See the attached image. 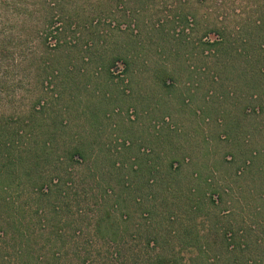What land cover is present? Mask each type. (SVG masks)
<instances>
[{
  "label": "rangeland",
  "instance_id": "obj_1",
  "mask_svg": "<svg viewBox=\"0 0 264 264\" xmlns=\"http://www.w3.org/2000/svg\"><path fill=\"white\" fill-rule=\"evenodd\" d=\"M54 1L63 5L47 6ZM20 2L33 16L13 23L11 53L0 49V81L18 80L15 100L0 82V110L20 112L25 124L31 104L41 106L20 143L42 157V172L63 169L74 145L87 161L69 198L43 201L56 212L47 227L32 223L29 240L28 205L18 199L26 177L18 186L0 173L18 202L0 195V264H155L158 255L175 264H264V0ZM4 6L15 22L13 1ZM46 10H67L60 48L41 44L33 26ZM14 50L42 52V65L60 71L54 87L41 84L43 73L38 79V58L16 69ZM94 187L114 188V208L90 196ZM99 209L111 217L95 234Z\"/></svg>",
  "mask_w": 264,
  "mask_h": 264
},
{
  "label": "trees",
  "instance_id": "obj_2",
  "mask_svg": "<svg viewBox=\"0 0 264 264\" xmlns=\"http://www.w3.org/2000/svg\"><path fill=\"white\" fill-rule=\"evenodd\" d=\"M14 3L15 9L12 10L13 13H17L14 15L16 17L15 22H12L10 18L9 10H5L4 12H1L0 10V24L2 27H5L4 32V45L0 47L2 51L5 53H11L10 52V46L11 44H8L12 40V34L11 31L15 27L17 29L19 26H13V23L16 22H22L25 23L27 20L29 21V18H31L32 11L30 12H20L16 4L21 3L20 0H0V7H5L6 5L8 7L9 2ZM60 2V1H58ZM57 1L54 2H49L47 6H52L55 8L56 5H63L61 2L59 4H56ZM56 4V5H55ZM64 8L63 10H65ZM66 12L65 14L61 12L54 14L50 13L49 10H46L45 12L42 13L40 18L38 19L37 24H33V26H36L39 28L37 32L39 33V36L42 38L43 37V42L41 41V44L45 45H50L52 47L60 48L62 44L64 43L60 39V34L63 32L65 25L67 24V19H66ZM7 15L9 20L6 19V17H2ZM19 15V16H16ZM56 17L58 19H56ZM3 24H2V23ZM10 33V34H9ZM15 34V30H14ZM23 38V37H22ZM21 40V38H17ZM6 43V44H5ZM21 45V44H20ZM17 47V45H15ZM37 47V46H35ZM38 49V48H37ZM1 51V52H2ZM43 53L39 52L36 50L35 52L31 53L29 56L24 52L22 53V50H14V55L11 58V62L15 60V62H12L11 64L15 65H22L20 70L22 71V68L25 64L30 62L31 60L39 59V65L38 62L35 64L37 67L35 70L38 74V79L42 78L41 73H43L45 80L41 84H45L46 88L47 87H54L53 84V78L57 77V74L60 72L58 68H55V66H43L42 63H45V59H43ZM43 59V60H42ZM125 65V70H129L131 68V60L126 58L123 62ZM10 64V63H8ZM10 64V65H11ZM46 64V63H45ZM116 65V61L112 60L110 62V66ZM18 66H15L17 69ZM26 69V68H25ZM43 71V72H42ZM17 78L9 79L5 81L4 80L0 81L2 86H9L11 87L10 91H8V94L10 97H13V100L17 98L18 95V83H15L14 81ZM40 82V80H38ZM166 83V82H165ZM38 83L35 81H32L29 83L30 87H36L37 88ZM1 93H4L3 90ZM6 95V93H4ZM29 106L33 102L31 100V97L29 98ZM40 101H44V99H41ZM34 102L31 104L32 107L28 108V112L26 114L27 117L29 118L28 122L25 124L21 122L20 119V112H7L6 110H0V173H6L8 175L9 179L11 180L12 183L18 181V186H22V182L20 181V177H26L27 184H24V187L22 188V192L19 195L18 199L24 194L25 197V203L27 202L26 205L27 208H24V213L23 214V220L22 223L27 220L28 225L26 226V229L28 231H25L24 234H22L23 237L29 238L35 237L33 232H31V226L32 223H36V220L39 219V222H41L44 226L47 227V225H51V211L56 212V209L53 208V210L50 209V204L48 205L44 203L43 201H49L52 199L54 196L57 197H64V198H69V194L71 190L75 189L78 184L77 177L79 175V170L83 168L85 162L87 161V158L85 156V153L83 149L78 145H74L68 153V156L66 158H61L60 164L63 165V169H60L58 172H42L43 170H39L40 168V163L42 160V157H39L34 154V150L32 148H27L24 147L22 148V145L20 143V137L24 136L26 134H31L32 133V127H33V118L36 115V112H40L41 106H36L33 105ZM36 108V109H35ZM37 116V115H36ZM28 127V129H27ZM27 129V130H25ZM49 148V146H45V149ZM40 171V172H39ZM18 175V178H16ZM34 175L36 176L34 180ZM93 181H97L96 174L93 173ZM114 188H107L103 192L100 191L98 194L97 188L94 187L91 190L90 196L95 197V198H101L102 200H108L110 203L115 201L114 197L116 196L114 194ZM18 191V190H17ZM14 192H15V187L11 185V183H7L6 185L2 184L0 186V195H3L2 199L4 200V203H12V205H16L18 202L14 201ZM28 199V200H27ZM37 201V202H36ZM41 201V204H40ZM98 201V200H97ZM36 207H34L33 203ZM39 203V204H38ZM116 204V201L114 204H112V208H114V205ZM21 207V204H18V208ZM28 209V210H27ZM150 210H144V212L141 213L142 217H147L150 214ZM95 220L93 219V224H91L92 230H94L95 234H97V231H101V226L103 224V221L105 218L108 217V219L111 217L110 210H105L104 212L101 211V209L96 210L95 212ZM124 217V221L126 222L127 219L130 217V213L126 212L122 214ZM30 220H28V218ZM170 218H173L172 215H169ZM108 219L106 221H108ZM21 223V224H22ZM20 224V225H21ZM19 225L15 226L13 224L14 230L18 228ZM23 226V224H22ZM73 226V224H72ZM108 229H112L113 224H110V220L107 224ZM74 233L72 235H76V230L75 226H73ZM89 231H91L90 228H88ZM82 229L80 230L81 233ZM7 233V232H6ZM113 239L117 241L116 234ZM63 236L62 234L56 235V239H60ZM113 236V235H112ZM64 237V236H63ZM71 237V238H72ZM76 237V236H75ZM52 241V239L50 240ZM151 244V241H149ZM80 246V244L76 245V247ZM155 264H175V259L169 258L166 255H158L157 257V262Z\"/></svg>",
  "mask_w": 264,
  "mask_h": 264
}]
</instances>
